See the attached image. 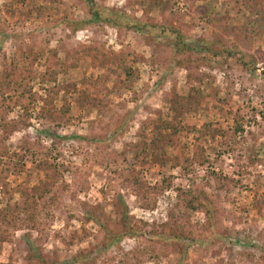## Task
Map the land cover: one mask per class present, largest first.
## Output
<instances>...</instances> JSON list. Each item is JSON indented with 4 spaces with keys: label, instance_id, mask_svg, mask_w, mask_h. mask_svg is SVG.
Returning a JSON list of instances; mask_svg holds the SVG:
<instances>
[{
    "label": "rangeland",
    "instance_id": "374dc122",
    "mask_svg": "<svg viewBox=\"0 0 264 264\" xmlns=\"http://www.w3.org/2000/svg\"><path fill=\"white\" fill-rule=\"evenodd\" d=\"M91 2L146 33L82 27ZM173 30L233 57L178 66ZM15 66L37 77L42 100L0 102V154L15 161L5 182L19 201L34 187L47 194L37 221L0 213V264H35L30 245L61 264H264V0H0V73ZM46 71L52 86L39 84ZM181 97L194 109L179 117ZM165 123L162 166L145 144ZM39 165L53 170L46 183ZM190 198L216 220L188 210ZM171 213L196 242L152 237Z\"/></svg>",
    "mask_w": 264,
    "mask_h": 264
},
{
    "label": "trees",
    "instance_id": "16d2710c",
    "mask_svg": "<svg viewBox=\"0 0 264 264\" xmlns=\"http://www.w3.org/2000/svg\"><path fill=\"white\" fill-rule=\"evenodd\" d=\"M159 4V3H158ZM156 4V5H158ZM90 15L91 19L88 21H85V23H80L82 27H84L85 24H104L109 27L121 30H132L140 35H144L146 33L145 31V24L142 23V21H139L135 17H132L130 15H127L126 13L119 12L116 10H110V9H97L94 2H91L90 4ZM147 27V26H146ZM170 36H172L173 40V49L175 52V55L180 57L181 60H183L181 63H179L178 66H185L184 63L188 62V67L191 68L193 64H195L196 61L205 62V61H214L218 62L219 58H226V57H233V52L229 48H217L213 45H208L205 43H202L200 45H194L191 41H189L184 35H182L178 31H171ZM204 54L209 55L210 57L207 59ZM188 60H187V59ZM196 59V61H193ZM200 62V63H201ZM242 64L245 68H249V63L246 61H242ZM28 67L30 64H26ZM31 67V66H30ZM17 67L13 68L12 70L5 69L2 73H0V102L1 103H7L13 102L15 106H22L24 109L29 110V107L25 105L23 102L29 98L32 102V105H36L39 100H42V97L36 96L34 97L33 91H32V85L31 82L36 81L37 77H33L31 75H21V73L16 74ZM50 70V69H49ZM29 73V72H28ZM56 82L55 78H51L49 76V72L46 71L45 74L40 78V83H50L52 84ZM30 87V88H29ZM54 87H49L46 89H42L45 92V96L49 98H55L56 95H58V89ZM44 103H47V100L44 99ZM176 108L179 117L183 116L185 113L190 112V110H193L194 107L191 103V101L188 98L181 97L180 101L176 103ZM154 135L151 139L148 140V143L145 145V150L148 153V156L153 157V162H156L157 164H160L162 166H165L168 162V158L166 157L165 148L171 144V139L167 137V132L171 130L172 123H165L164 125L155 124L154 126ZM171 134V133H170ZM217 136H221L220 134H214L213 139ZM169 138V139H167ZM13 161L12 157L8 152H4L0 154V193L4 195V198H7V204L4 209L0 211L2 215L1 221H14V212L22 210L26 214H31L33 221H37L38 217L42 214L43 206L41 207L37 202L42 201L44 204L45 195L47 194L46 189L37 187L33 188L31 192L28 191H19L20 201L15 199L14 194H10V191L7 190V183L5 182L8 176L11 173V164ZM200 166L204 164L203 162L199 163ZM15 165V164H13ZM24 167V165H23ZM22 167V169H23ZM39 170L43 171L44 177H45V183L49 181L52 178V168H48L43 165H39ZM142 188V187H141ZM157 188H154V191L157 192ZM182 193H184L182 191ZM8 196V197H7ZM188 196L185 194V198ZM38 200V201H37ZM185 207L190 211H202L208 218V221L216 220L215 217V210L210 209L203 203H195V200L185 199L184 200ZM98 217V212L89 213V219L92 220L94 216ZM213 220V221H214ZM163 231L161 233H155L152 234V237L161 239L163 241L170 242L172 246H183V244H193L195 241V238L193 237L191 232H188L186 228L179 224L178 221H175L172 213L170 214V218L167 223H164ZM127 235L133 237L136 235L134 233V229L128 226L127 228ZM111 243H108L107 246H110ZM86 258V257H84ZM78 259L75 258V260L72 263L68 264H79ZM27 260L29 263H37V264H61L58 262H52L49 260H45L42 255H40L35 247L33 245H30V253L27 256ZM35 263V264H36Z\"/></svg>",
    "mask_w": 264,
    "mask_h": 264
}]
</instances>
